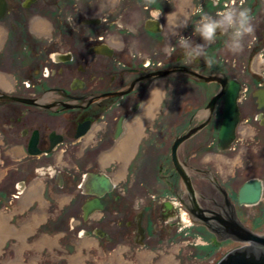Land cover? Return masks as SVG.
<instances>
[{
  "label": "flooded vegetation",
  "instance_id": "af4514ba",
  "mask_svg": "<svg viewBox=\"0 0 264 264\" xmlns=\"http://www.w3.org/2000/svg\"><path fill=\"white\" fill-rule=\"evenodd\" d=\"M6 3L4 17L13 13L14 21L0 41V169L4 172L0 190L11 206L0 205V212L33 205L50 208L59 200V191L77 188L70 200L80 198L82 207L77 213L85 225L80 231L91 239L99 237L110 244L117 240L121 245L132 242L128 245L153 253L162 250L147 247L154 236L161 234L157 242L166 237L172 242L182 231L189 230L190 235L194 227L204 225L216 238L232 241V248L243 244L228 237L225 228L213 227L198 215L194 201L205 209L219 205L231 214L220 185L231 181L235 186L239 178L224 167L218 171L215 163L229 161L221 153L237 148L242 122L264 127V71L250 66L256 54L264 57V29L255 36L258 40L243 68L220 56V50H227L228 37L218 33L213 44L205 45L207 56L214 61L209 67L203 57L188 60L180 43L185 38L179 36L181 28L188 24L194 28L202 15H208L195 5L184 24L180 20L185 15L177 13L179 23L173 28L178 26V37L170 44L166 29L170 0H119L105 16L100 9L90 10L95 5H73L76 16L64 15L60 10H66L69 0ZM178 9L184 12L185 6L180 3ZM29 10L50 11L43 14L50 17L49 34L32 32ZM191 30L186 38L193 46L200 44L189 40L199 35ZM233 78L242 85L240 121L235 140L220 150L218 133ZM171 86L177 94L171 101L177 103L174 117L165 100ZM245 91L249 95L244 98ZM215 95L219 98L211 109L208 103ZM186 135L174 152L177 138ZM159 167H166L162 176L156 173ZM91 174L108 176L113 186L100 196L89 193ZM32 176L37 177L34 185L41 184L40 199L24 204ZM251 177L258 176L245 178L236 191L226 188L238 211L240 205H247L238 202V189ZM258 178L263 198L264 178ZM95 198L104 208L85 219L84 205ZM110 212L119 214L114 221L118 234L105 226L113 222L108 220ZM99 229L102 236L95 233ZM140 252L124 254L135 257Z\"/></svg>",
  "mask_w": 264,
  "mask_h": 264
},
{
  "label": "rangeland",
  "instance_id": "374dc122",
  "mask_svg": "<svg viewBox=\"0 0 264 264\" xmlns=\"http://www.w3.org/2000/svg\"><path fill=\"white\" fill-rule=\"evenodd\" d=\"M118 1L119 0H69L70 5L67 6L66 10H62V11L60 10V12L68 16L73 15L74 13V15L76 16L77 12L74 10L76 8L73 5H79L80 7L84 5L85 7H89V8L90 6L95 5L94 8H98V9L91 8L90 10L98 11L100 9L102 15L105 16V14L107 15L108 12L114 10L113 7ZM174 1L175 0H170L169 16L175 15L177 13H181V14L183 13V15H185L184 16L185 18L183 19L182 16L180 23L187 22V20L185 21L186 16L188 15V13L192 12L195 9L194 5L196 6L197 9L202 8V11L201 12L199 11L200 13L202 14L208 13V15L215 16L217 12L224 10V5L226 3H230V0H219L218 4L214 3L213 0H180V2H177L178 4H175ZM180 3H182L183 6H185L184 12H178V10H180L178 9ZM244 6L250 9L252 22L255 25V36L257 37L259 36V31L262 28L264 29V0H245ZM172 10L175 12H173ZM49 12L50 11H46L43 14H49ZM84 12L88 13L89 11H84ZM27 13L30 16L29 17L31 19L30 27L34 34L38 35L39 32H45V34H49L51 27H50V17L48 15L44 16L42 13H39L35 10H29L27 11ZM133 17H135V15ZM12 20L14 21L13 13L10 14L9 16L4 17V19L0 21V26H3L5 28V31L7 30L8 33L10 32V29L8 28L9 22ZM40 20L45 21V23L47 24V26L45 25L44 31H38L35 29V23ZM177 27L173 28V26H171L168 21L166 29L169 34L170 44H172V41H174V39L178 37ZM190 27L191 25L189 26L188 24L183 29L181 28V31L179 32V36L186 38L188 33L191 34L192 32L191 29H195V27L194 28L191 27V29ZM5 34L6 33H3L4 36ZM189 40L190 41L195 40V43L200 42V44H204V41L200 38L199 35L198 38L196 39L189 38ZM257 40L258 39L256 38L255 39L249 38L248 40H246L242 52L233 54L232 52L227 51L228 50L227 49L226 51L220 50L221 55L220 54L218 55L222 56L224 58V61L236 64L238 68H243V65L247 64L248 56H250L251 53V47L255 44ZM250 66L256 70H258L261 67L262 71H264V57H262L260 53L258 55L256 54ZM245 94H247V91H245L243 94L244 98H245ZM174 98L175 99L177 98V94H175V91H173L171 86V89L168 90L165 99L167 101L166 104H168L170 107L169 114L171 117H174L177 112V108H176L177 103L173 104V102H171ZM173 106L175 108H173ZM170 112H174V114L171 115ZM157 126L158 124L155 126V128ZM172 128L173 127L171 126V129ZM240 131L241 132L239 134V140L236 143L237 148L232 149L230 151L226 150L221 153L229 161H226V163L214 162L218 171L221 170L220 168L223 169L224 167V171H228V173L232 172V175L235 174L236 177L238 176L237 178H239V181H237L236 184H234L235 186L232 185L231 181L230 182L223 181L222 183L223 186L226 187L228 190L231 189L236 191L239 184L249 176L256 175L258 177L264 178V137L263 138L261 137L264 136V127L258 126L256 124L253 125L252 123H248L244 121L240 125ZM215 147L216 146L214 144L211 149L215 150ZM204 154H206V152L202 153V155ZM209 154L210 152L207 153L206 155ZM238 156H240V158H238ZM165 168L163 169L162 167L161 168L159 167V169L156 170V173L162 176V174L165 172ZM239 174L241 175L239 176ZM3 176H4V172L0 169V182ZM33 176L30 180L32 186H34V184L37 183V177H33ZM157 186L160 188V186L162 185L159 184ZM125 188L127 189V193H128V190L130 191V187L126 186ZM76 191L77 188L72 189L71 191L70 190L59 191L60 194L59 200L56 203H54L50 208L48 204H46L45 206L42 205L41 209L35 208L34 207L35 205L25 207V211H26L25 214H21L24 215L23 219L18 220L19 217L17 216L18 212L15 211L17 207L13 211L11 210L8 212H4L5 214L11 215L12 218L11 220L10 219H7V221L4 220L5 224L0 227V236H4L5 231H8L7 229L10 228V226L7 225V222L10 223V225L13 223L17 224L16 226L20 228L22 224L24 225H28L30 223L33 224L36 221V218L35 219L33 218L34 215H37L40 221L33 224L32 232L27 234L26 236L25 239L26 244H23L22 241L18 242V247H15L17 248V250L11 249L10 247L6 246L5 243H4L5 246L1 245L2 251L0 250L1 251L0 264L11 263L14 260H19L21 261L22 264H70V258H69L70 256L65 251H72L74 249V251L78 252L81 245L83 248L81 249L82 256L80 257V259L77 260V264H85L84 261L86 260V258H87L86 261L87 264H107V262L109 263V260L108 259L106 260V258L110 256V254L111 256L115 257L114 261L116 262V264H118L116 260L117 256L121 257L122 264H148V261L149 264H214L217 258L222 257L229 249L232 248V246H234V243L230 240H226L221 237L216 238L215 235L211 232V230L209 228L208 230L204 225H197L199 229H196L194 227L190 235L186 233L189 232V230H186L185 232L182 231L183 233L178 237L175 236L176 239L175 241L172 242L170 240L171 238L168 239L167 237H166L167 239L163 238L165 240H159V242H157L155 241V239L160 237L161 234L160 236L158 235L154 236V239H150L151 243L148 244L147 247H152V248L154 247V249L162 248L163 251L155 250V252L153 253H151L152 250H150L149 248L141 249V248L131 247L130 245L132 244V242L131 244L125 242L124 245H121L123 242H117V240L111 244L109 242L105 243L106 241L100 239L99 237H94V240H91L89 239V237L82 235L80 231V229L85 227L84 223H81L82 221L81 213H77L79 212V210H81L82 207V202L80 201V198L78 200L77 199L70 200L71 195ZM0 205H7L8 208H10L11 206L8 200L6 199L4 192H2L1 190H0ZM240 206H241L240 210L239 211L237 210V218L243 221L245 224H247L250 228H252L256 232L263 233L264 232V196L260 200V202L256 204L240 205ZM34 208L35 210H33ZM56 208L57 211L54 210ZM68 208L69 209L73 208L74 211L67 212L69 210ZM118 215L119 214L110 212V217L108 220H113V222L111 221L107 222V224L105 225L109 227L112 234L113 233L118 234L119 227H117L118 225H116V223L114 224V221L116 220ZM158 226L159 225H157V228ZM174 231L175 229L173 228V232ZM44 234H47L50 237H52V239L55 240L57 244H55L52 247L41 246L40 248H37L35 246V242L38 241L41 237H43ZM195 234H197V236ZM9 237H14L15 240L17 239V237L15 236H9ZM9 237H6L4 240L2 239L1 244L5 242ZM17 240L20 241L19 239ZM11 242L12 240H10V243ZM99 242L101 243V245L108 244L107 246L109 248L106 249L103 246L101 248ZM154 245H156V247ZM164 247L167 248L163 249ZM135 249H137L138 251H143V253L141 254L142 257L144 256L142 261H138L136 254L135 257H129L127 253L124 254V252L126 251L129 252ZM107 250L108 251L111 250V252L113 251V253H109ZM175 255H177V257ZM164 256H167V258L170 256V258L167 259L166 261L162 260ZM171 256L174 257L172 258Z\"/></svg>",
  "mask_w": 264,
  "mask_h": 264
},
{
  "label": "water",
  "instance_id": "95a60500",
  "mask_svg": "<svg viewBox=\"0 0 264 264\" xmlns=\"http://www.w3.org/2000/svg\"><path fill=\"white\" fill-rule=\"evenodd\" d=\"M6 0H0V19L6 13ZM241 82L235 78L231 79L226 91V102L224 105L223 119L218 133V147L223 150L228 148L236 137L237 125L240 120V111L238 107V97L240 94ZM217 95L213 96L208 106L213 108ZM184 139L178 137L174 147ZM95 177V191L98 187H108V182H104V177L98 174H93ZM222 191L227 196V202L230 204L232 211L227 214L224 208L218 204L217 208H203L198 202L194 201L198 215H201L207 221L214 225L213 227L225 228L226 235L234 240L240 241L243 244L230 249L224 254L216 264H264V232L259 233L250 228L247 224L237 218V210L235 202L229 196L226 187L220 185ZM194 193V192H193ZM263 193L262 180L258 177L247 179L239 187L237 199L242 204H256L260 201ZM194 199V198H193ZM209 211L210 214L205 213ZM214 230V229H213ZM215 231V230H214Z\"/></svg>",
  "mask_w": 264,
  "mask_h": 264
},
{
  "label": "clouds",
  "instance_id": "9594fccd",
  "mask_svg": "<svg viewBox=\"0 0 264 264\" xmlns=\"http://www.w3.org/2000/svg\"><path fill=\"white\" fill-rule=\"evenodd\" d=\"M151 3L152 0H147ZM219 3V0H213ZM245 0H230L224 5V10L216 13L215 16L204 14L195 27L204 44L193 46L187 38H181V47L185 49V56L188 60H196L203 57L206 64L211 67L214 61L207 56L205 45L213 44L217 34L228 37L226 47L233 54L243 51L244 44L249 38L255 39V25L252 22L250 9L246 8ZM71 24L72 18L69 17Z\"/></svg>",
  "mask_w": 264,
  "mask_h": 264
},
{
  "label": "bare ground",
  "instance_id": "6f19581e",
  "mask_svg": "<svg viewBox=\"0 0 264 264\" xmlns=\"http://www.w3.org/2000/svg\"><path fill=\"white\" fill-rule=\"evenodd\" d=\"M6 8H7V3H6ZM6 13H7V9H6ZM6 13L4 14V16L6 15ZM179 14V13H178ZM178 14H176V15H173V16H171L170 17V24L172 25V26H176V25H178V23H179V19H180V15H178ZM3 16V17H4ZM2 17V18H3ZM1 18V19H2ZM0 19V20H1ZM45 25L47 26V24L45 23V21H37L36 23H35V29L36 30H38V31H44L45 30ZM0 37H1V32H0ZM241 87H242V85H241ZM240 92H241V89H240ZM239 96H240V94H239ZM153 98H156V92H154L153 93ZM219 98V96L217 95V98H216V100H215V102H214V105H213V108H214V106H215V103H216V101H217V99ZM238 100H239V97H238ZM225 102H226V100H225ZM210 107V106H209ZM211 108V107H210ZM213 108H211V109H213ZM240 121V120H239ZM238 126V125H237ZM182 138H184V139H182L181 141H180V143L179 144H177V146L176 147H173V150H174V152H176V150H177V148H178V146L181 144V142H183L187 137H188V135H186V136H181ZM236 138V137H235ZM235 140V139H234ZM219 148V147H218ZM227 149V148H226ZM221 150V149H220ZM223 150H225V149H223ZM93 174H91V176H90V183H91V185H90V190H89V193H94V194H97L98 196H100V195H102V192L103 191H107L108 189L110 190V188L113 186V184H112V182H111V180H110V178L108 177V176H106V175H104V174H102V176L104 177V182H108V187H98V189L95 191V188H97L96 186H94L95 184H94V181H95V177H93L92 176ZM101 176V175H100ZM40 187H41V184H37V185H34V186H31V188L29 189V191H28V193H27V195L24 197V200H23V203L24 204H28L29 202H32L33 200H35V199H40ZM262 195H263V193H262ZM262 195H261V198H262ZM261 200V199H260ZM260 202V201H259ZM104 208V204L101 202V200L99 199V198H95V199H93V200H90V201H88L85 205H84V212H85V219H87V218H89V216L93 213V212H95V211H99V210H102ZM205 212H207V211H205ZM5 217H7V216H5V214H3V213H0V226L2 225L1 223L3 222V218H5ZM35 218H36V221H38L39 219H38V216L37 215H35ZM32 223H30V224H28V225H23L21 228H14V229H10L9 231H6L5 233H4V237L5 236H7V235H11V234H15L16 235V237H22V236H24V235H26L29 231H31L32 230V225H31ZM97 235H99V236H102L103 234H104V232H102L100 229L99 230H97L96 232H95ZM88 234V233H87ZM0 239H1V236H0ZM237 241V240H236ZM240 242V241H239ZM55 243V241L51 238V237H48V236H45V237H42L40 240H39V242H37V245L38 246H42V245H49V246H53V245H55L54 244ZM71 264H75V260H73V263H71Z\"/></svg>",
  "mask_w": 264,
  "mask_h": 264
},
{
  "label": "crops",
  "instance_id": "0c3cea01",
  "mask_svg": "<svg viewBox=\"0 0 264 264\" xmlns=\"http://www.w3.org/2000/svg\"><path fill=\"white\" fill-rule=\"evenodd\" d=\"M0 32H1V37H0V41H2V39H4L6 36H7V33H8V31L6 30L5 31V28L3 27V26H0ZM3 33H6L5 34V36L3 35ZM3 37V38H2ZM2 38V39H1ZM27 207V206H26ZM24 208V209H23ZM22 209H20L19 207H17L16 208V210L15 211H17L18 212V214H17V216H19L18 217V220L19 219H23L24 218V216H22L21 215V211H23V210H25V206L23 207ZM1 213V212H0ZM3 213V212H2ZM4 214V213H3ZM5 216H7V217H5V218H3V222L1 223L2 225H4L5 224V221L4 220H6L7 221V219H10L11 220V215H8V214H5ZM33 218L35 219V217L33 216ZM36 222V221H35ZM34 222V223H35ZM33 223V224H34ZM33 224H31L32 225V228H33ZM1 225V226H2ZM7 225L8 226H10V228H8L7 230L9 231L10 229H14V228H18L17 226H15L14 224H11L10 225V223H8L7 222ZM24 224H22V226H23ZM0 226V227H1ZM21 226V227H22ZM20 227V228H21ZM33 230V229H32ZM31 230V231H32ZM31 231H29L30 233H31ZM6 232V231H5ZM29 232L27 233V234H29ZM27 234L26 235H24V236H22V237H17V239H19L20 241H23V243H24V240L26 239V236H27ZM9 236H15L16 237V235L15 234H11V235H7V236H1V239H0V250H1V245H4V243H5V245L6 246H8V247H10L11 249H16L17 250V248H15V247H18V240L16 239L15 241H12L11 243H10V240H14L15 238L14 237H9ZM45 236H48V237H50L49 235H47V234H44V236L43 237H45ZM6 237H9L5 242H3L2 244H1V240L3 239H5ZM42 238V237H41ZM40 238V239H41ZM52 238V237H51ZM39 239V240H40ZM89 239H91V238H89ZM39 240L38 241H36L35 242V246L37 247V248H40L41 246H38L37 245V242H39ZM91 240H94V239H91ZM55 241V240H54ZM54 244H57V242H55ZM4 245V246H5ZM11 245V246H10ZM42 246H49V245H42ZM54 246V245H53ZM52 247V246H51ZM81 249H83L82 248V245H81V247H80V249H79V251L77 252V251H74V249L72 250V251H66V253H68L69 254V258H70V264L71 263H73V260H75V264H77V260L78 259H80V257L82 256V251H81ZM2 251V250H1ZM0 251V252H1ZM108 251V250H107ZM109 253H113V251L111 252V250L110 251H108ZM143 252H141L140 254H139V256H137V259H138V261H142V259L144 258V256L142 257L141 256V254H142ZM109 260V263L107 262V264H116V262L114 261L115 260V257L114 256H111V254H110V256H108L107 258H106V260ZM84 260V259H83ZM116 260H117V262H118V264H122V262H121V257L119 256H117L116 257ZM86 261H87V258H86V260L84 261L85 262V264H87L86 263ZM79 262V261H78ZM80 263V262H79ZM7 264H22L21 263V261H19V260H14V261H12L11 263H7Z\"/></svg>",
  "mask_w": 264,
  "mask_h": 264
}]
</instances>
